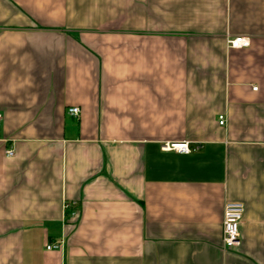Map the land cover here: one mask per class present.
<instances>
[{
  "label": "crops",
  "instance_id": "1",
  "mask_svg": "<svg viewBox=\"0 0 264 264\" xmlns=\"http://www.w3.org/2000/svg\"><path fill=\"white\" fill-rule=\"evenodd\" d=\"M0 114V264H264V0H0Z\"/></svg>",
  "mask_w": 264,
  "mask_h": 264
},
{
  "label": "built area",
  "instance_id": "2",
  "mask_svg": "<svg viewBox=\"0 0 264 264\" xmlns=\"http://www.w3.org/2000/svg\"><path fill=\"white\" fill-rule=\"evenodd\" d=\"M227 43L231 48L246 47L249 45L247 38L238 36L233 39H228ZM255 89V87L253 88ZM67 112L70 115L77 116L79 114L78 107H70ZM1 122V114H0ZM218 123L224 125L225 119L223 115H219ZM162 149L165 151H174L180 154H186L189 152L190 148L187 142H167L162 145ZM6 157H12L14 152L12 149H7L5 151ZM73 202H65L63 204L64 214L67 217H75L77 215L76 209L73 207ZM244 213V205L238 201H226L223 208L222 225H221V240L222 248L224 250H230L238 247L240 245V231L239 226L242 222ZM60 243H49L46 245L47 250L59 249Z\"/></svg>",
  "mask_w": 264,
  "mask_h": 264
}]
</instances>
